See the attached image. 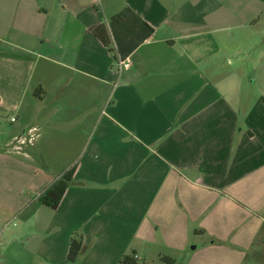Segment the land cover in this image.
Returning a JSON list of instances; mask_svg holds the SVG:
<instances>
[{"label":"crops","instance_id":"1","mask_svg":"<svg viewBox=\"0 0 264 264\" xmlns=\"http://www.w3.org/2000/svg\"><path fill=\"white\" fill-rule=\"evenodd\" d=\"M0 138V264H264V0H0Z\"/></svg>","mask_w":264,"mask_h":264},{"label":"trees","instance_id":"2","mask_svg":"<svg viewBox=\"0 0 264 264\" xmlns=\"http://www.w3.org/2000/svg\"><path fill=\"white\" fill-rule=\"evenodd\" d=\"M134 14L132 11L127 10L123 13L117 15L113 21L114 22H120L123 21L124 18L129 15ZM148 34L144 38H148L153 33V29L146 26ZM101 40L104 42L106 46L110 45V40L107 36H104L101 32H97ZM122 59H127L128 57H125L123 54H121ZM73 175H74V169L68 171L65 173V175L56 183L54 184L41 198L42 203L49 207L52 210H56L58 206L60 205V202L62 201L66 190L69 188V186L73 182ZM84 251V242L81 236L74 235L71 239L69 254H68V262L69 263H76L78 259L80 258L81 254ZM164 262L170 263L171 260L168 258L163 259ZM122 264H137L134 258L131 257H124L121 261Z\"/></svg>","mask_w":264,"mask_h":264},{"label":"built area","instance_id":"3","mask_svg":"<svg viewBox=\"0 0 264 264\" xmlns=\"http://www.w3.org/2000/svg\"><path fill=\"white\" fill-rule=\"evenodd\" d=\"M131 66H132L131 59L130 58L122 59L121 56L118 58L117 63H116V67L120 72L130 69ZM12 121H15V119H12ZM136 258L141 261V258L139 257H136Z\"/></svg>","mask_w":264,"mask_h":264},{"label":"rangeland","instance_id":"4","mask_svg":"<svg viewBox=\"0 0 264 264\" xmlns=\"http://www.w3.org/2000/svg\"><path fill=\"white\" fill-rule=\"evenodd\" d=\"M0 140H2L1 138H0ZM11 228H13V227H11ZM149 264V263H148Z\"/></svg>","mask_w":264,"mask_h":264}]
</instances>
